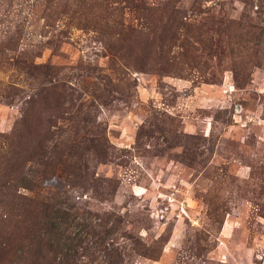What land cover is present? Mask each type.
I'll use <instances>...</instances> for the list:
<instances>
[{
	"label": "rangeland",
	"instance_id": "1",
	"mask_svg": "<svg viewBox=\"0 0 264 264\" xmlns=\"http://www.w3.org/2000/svg\"><path fill=\"white\" fill-rule=\"evenodd\" d=\"M143 1L0 0V264H264V0Z\"/></svg>",
	"mask_w": 264,
	"mask_h": 264
},
{
	"label": "trees",
	"instance_id": "2",
	"mask_svg": "<svg viewBox=\"0 0 264 264\" xmlns=\"http://www.w3.org/2000/svg\"><path fill=\"white\" fill-rule=\"evenodd\" d=\"M45 2L55 21L62 20L60 16L63 14H69L67 18L74 29H87L96 35H100L99 30L107 28L113 42L121 44L138 33L135 27L125 25L123 12L129 9V11L142 15L152 9L143 0H45ZM91 11L94 13L90 14ZM59 43L63 45L65 42ZM130 49L128 48V50ZM5 52L8 54L3 65L15 66L23 70L28 76L34 75L31 64L29 65L20 58L14 57V54L13 56L10 55L14 53V50L9 49L3 53ZM3 65H1L2 68H5ZM42 68L48 70L46 75L51 74V67L43 65Z\"/></svg>",
	"mask_w": 264,
	"mask_h": 264
}]
</instances>
